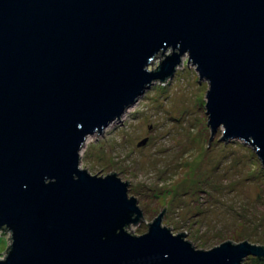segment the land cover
Listing matches in <instances>:
<instances>
[{
  "label": "water",
  "instance_id": "obj_1",
  "mask_svg": "<svg viewBox=\"0 0 264 264\" xmlns=\"http://www.w3.org/2000/svg\"><path fill=\"white\" fill-rule=\"evenodd\" d=\"M165 56L156 72L148 67ZM187 65L208 84V126L264 167V0H0V264H243L264 248L196 249L128 183L80 168L88 136ZM145 144V140L139 144Z\"/></svg>",
  "mask_w": 264,
  "mask_h": 264
},
{
  "label": "rangeland",
  "instance_id": "obj_2",
  "mask_svg": "<svg viewBox=\"0 0 264 264\" xmlns=\"http://www.w3.org/2000/svg\"><path fill=\"white\" fill-rule=\"evenodd\" d=\"M149 67L156 72L165 56ZM175 67L168 86L154 81L119 118L97 136H88L80 151V168L90 175L111 173L128 183L142 213L128 230L144 233L161 212V226L185 233L196 249L224 241H247L264 248V167L251 147L212 137L204 93L208 84L187 65ZM145 140V144H141ZM10 232L0 229V260L10 246ZM243 264H264L249 256Z\"/></svg>",
  "mask_w": 264,
  "mask_h": 264
},
{
  "label": "bare ground",
  "instance_id": "obj_3",
  "mask_svg": "<svg viewBox=\"0 0 264 264\" xmlns=\"http://www.w3.org/2000/svg\"><path fill=\"white\" fill-rule=\"evenodd\" d=\"M125 112H126V111H125ZM125 112H124V113H125ZM120 118H121V117H120ZM114 121H115V120H114ZM114 121H113V122H114ZM111 123H112V122H111ZM111 123H110V124H111Z\"/></svg>",
  "mask_w": 264,
  "mask_h": 264
}]
</instances>
